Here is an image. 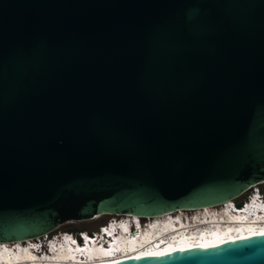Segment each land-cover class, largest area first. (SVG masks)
Returning a JSON list of instances; mask_svg holds the SVG:
<instances>
[{
    "label": "water",
    "instance_id": "water-1",
    "mask_svg": "<svg viewBox=\"0 0 264 264\" xmlns=\"http://www.w3.org/2000/svg\"><path fill=\"white\" fill-rule=\"evenodd\" d=\"M261 180L264 0H0V241ZM104 264H264V235Z\"/></svg>",
    "mask_w": 264,
    "mask_h": 264
},
{
    "label": "bare ground",
    "instance_id": "bare-ground-1",
    "mask_svg": "<svg viewBox=\"0 0 264 264\" xmlns=\"http://www.w3.org/2000/svg\"><path fill=\"white\" fill-rule=\"evenodd\" d=\"M255 183H252L247 188L252 187V185ZM252 189V188H251ZM230 201V199H228ZM228 200H225L224 202H220L214 205H204V206H197V207H188V208H179L174 209L166 212H161L158 214H153L151 216H145L142 219L138 218L136 214L122 212L118 214H126L128 215L127 220H129V216H133L134 218L139 220L140 225H145V222L147 220H153L155 221V227L158 228L159 233L156 235L150 233V235H153V239L161 238H168L171 237L168 240H165L161 243H156V245L151 246H139V240L138 235L135 237H128V238H118L117 241L112 242L111 247L106 250V253L104 254L101 248L94 245L93 243H89L83 246L82 255L83 257H71V253L69 252V255L66 254L67 249L64 246L58 247V250L56 252V255H52V257L47 256L48 258H44L46 260L44 261H38V262H30V264H104L106 262H110L111 260H114L116 258H120V256H139V255H154V254H160L163 252H166L170 249L174 248H181V247H188V246H197V245H203V244H210L215 241L214 239H226V237H235L236 232L239 231V236L242 235H249L254 233H261L264 232V219H255L254 217H257L256 215H252L251 213L245 214L246 220L243 222L239 221L238 224L230 223L229 220H224L226 223H230V226L224 228L221 234L217 235L216 237H209L208 234H205L204 232H201L200 235L197 237H194V235H180L178 239L173 237V231L174 229L170 228L172 225H174V221H161L164 217L170 216V215H176L177 219L183 221H189L191 218H199L200 216H206L207 214H215V215H222L221 207L225 202ZM186 210V214L183 215L182 213ZM187 211L192 212L195 211L196 213L187 214ZM96 216V215H94ZM191 217V218H190ZM185 218V219H184ZM250 219V220H248ZM200 224V223H199ZM235 224V225H233ZM126 225V223H125ZM229 225V224H228ZM188 227V225H187ZM182 230H185V227L182 228ZM186 231V230H185ZM176 233V232H175ZM44 234V233H43ZM43 234L39 235L42 236ZM235 235V236H234ZM39 236L35 237H28L23 240H13V241H0V243H3V246L6 247V245H9L11 243L17 244L18 246H21L20 244L34 239H41ZM202 236V237H201ZM208 236V237H207ZM144 237V236H143ZM142 237V238H143ZM137 244L134 245V243ZM115 245V246H114ZM6 249V248H5ZM120 252H119V250ZM40 251V250H39ZM39 251L33 250L32 248H29L28 250L26 248H20L16 253L13 254L14 258H17L18 256H34L35 254H38ZM47 252V250H44ZM53 253V252H52ZM0 255L3 257V251H0Z\"/></svg>",
    "mask_w": 264,
    "mask_h": 264
},
{
    "label": "rangeland",
    "instance_id": "rangeland-1",
    "mask_svg": "<svg viewBox=\"0 0 264 264\" xmlns=\"http://www.w3.org/2000/svg\"><path fill=\"white\" fill-rule=\"evenodd\" d=\"M252 187H257L261 191H264V180H261L255 184H253ZM252 187H249V188H246L245 190H243V192L241 193V199L240 200H242L244 197L247 196L248 192L250 191V189ZM192 213H196V212L195 211H192V212L187 211V214H190L191 217H193L191 215ZM182 214L185 215L186 210ZM121 216L123 217V216H128V215L105 213L102 216L96 215L93 217H87V218H83V219H72V220L64 221L61 224H59L58 226H56L55 228H53L52 230H50L49 232H47L46 235L49 236V235L57 232L58 230H68V231L73 230L72 232H75L77 230H85L87 232L95 231L101 221H103V220L106 221L107 219L117 218V217H121ZM42 237L39 236V238H41V239H42Z\"/></svg>",
    "mask_w": 264,
    "mask_h": 264
},
{
    "label": "trees",
    "instance_id": "trees-1",
    "mask_svg": "<svg viewBox=\"0 0 264 264\" xmlns=\"http://www.w3.org/2000/svg\"><path fill=\"white\" fill-rule=\"evenodd\" d=\"M241 193H242V192H241ZM241 193L238 194L237 196H235V197L233 198V200L236 201V202H239L240 199H241ZM103 214H105V213L98 214L97 216H102ZM99 219H100V218H99ZM104 222H105V220L101 221L99 224L104 223ZM70 231H73V230H70Z\"/></svg>",
    "mask_w": 264,
    "mask_h": 264
},
{
    "label": "snow or ice",
    "instance_id": "snow-or-ice-1",
    "mask_svg": "<svg viewBox=\"0 0 264 264\" xmlns=\"http://www.w3.org/2000/svg\"><path fill=\"white\" fill-rule=\"evenodd\" d=\"M260 235H264V233H260Z\"/></svg>",
    "mask_w": 264,
    "mask_h": 264
},
{
    "label": "clouds",
    "instance_id": "clouds-1",
    "mask_svg": "<svg viewBox=\"0 0 264 264\" xmlns=\"http://www.w3.org/2000/svg\"><path fill=\"white\" fill-rule=\"evenodd\" d=\"M72 232V231H71ZM74 234L76 235V232H74Z\"/></svg>",
    "mask_w": 264,
    "mask_h": 264
},
{
    "label": "built area",
    "instance_id": "built-area-1",
    "mask_svg": "<svg viewBox=\"0 0 264 264\" xmlns=\"http://www.w3.org/2000/svg\"><path fill=\"white\" fill-rule=\"evenodd\" d=\"M76 232V231H75Z\"/></svg>",
    "mask_w": 264,
    "mask_h": 264
}]
</instances>
